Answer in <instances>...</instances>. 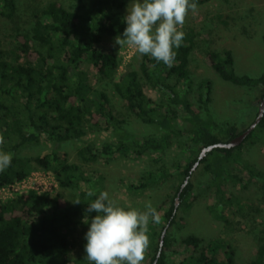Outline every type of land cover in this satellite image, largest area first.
<instances>
[{"label": "trees", "instance_id": "obj_1", "mask_svg": "<svg viewBox=\"0 0 264 264\" xmlns=\"http://www.w3.org/2000/svg\"><path fill=\"white\" fill-rule=\"evenodd\" d=\"M128 1L68 0L65 6L60 0H50L32 15L28 31L12 30L11 47L4 50L0 42V136L4 140L0 150L13 154L11 165L0 172V186L39 170L52 174L57 183L51 193L29 191L0 200V264H89L85 240L79 241L81 255L71 258L70 253L75 247L77 226L85 224V216L95 215L86 211L87 204L95 198L87 195L94 190L95 181L68 161L66 154L59 155L70 141L80 144L77 155L85 163L127 158L130 154L135 159L147 156L154 168L142 175L138 185L122 181L128 190L148 189L165 178L178 182L170 186L173 193L168 192L155 207L161 222L148 226L150 243L143 254L144 264H234L233 248L222 239L205 241L188 234L176 248L167 229L180 225L177 212L185 213L193 203L194 186L189 178L196 162L208 175L207 194L212 200L208 209L215 219L227 223L226 210L235 204L238 211L243 210L240 198L228 188L230 184L242 190L257 186L264 200V170L242 155L243 147L264 141V114L241 144L216 147L198 158L203 148L228 143L253 123L264 96V74H237L231 50L204 52V63L222 81L260 92L252 112H247V125L240 130L235 126L224 128L210 115L211 82L206 80L197 92L190 76V54L197 46L193 30L185 32L183 46L170 68L140 54L136 69L128 64L119 71L120 59L101 50L105 35L122 33ZM209 1L196 0L197 7ZM16 6L17 0H0V22H11ZM217 18L221 20V15ZM83 63L92 67L96 83L112 84L125 111L156 134L133 137L123 126L124 121L113 114L104 92L88 83L81 71ZM145 87L155 90L158 98L149 97ZM91 92L94 95L90 96ZM86 129H105L110 138L96 146L87 141ZM40 139L49 144V153L20 155L22 149L39 144ZM173 139L178 140L183 156L165 165L161 161ZM80 184H87L89 190L79 191ZM69 188H78L79 204L71 201L70 205L61 194V189ZM176 255H182L178 262L174 260ZM246 264H264V236Z\"/></svg>", "mask_w": 264, "mask_h": 264}, {"label": "rangeland", "instance_id": "obj_2", "mask_svg": "<svg viewBox=\"0 0 264 264\" xmlns=\"http://www.w3.org/2000/svg\"><path fill=\"white\" fill-rule=\"evenodd\" d=\"M49 1L17 0L16 14L13 20L7 24L0 22L2 49L7 50L13 45L14 32L12 30L18 28L22 32L28 31L33 22L32 15ZM60 1L65 6L68 5V0ZM131 3L132 0H129L125 6V15L126 8L130 7ZM217 15H221V20H218ZM182 30L195 32L197 46L190 54V76L196 91L206 80L211 82V102L208 106L211 117L218 124H222L224 128L235 126L238 130L242 129L247 125V112H252L253 101L260 92L256 89L247 91L245 88H239L222 81L204 63V52L208 49L217 52L225 49L231 50L237 74L249 76L264 74V0H210L207 4L188 12ZM115 37L105 35L100 44L101 50L114 53L120 59L119 71L128 64L132 69H136L140 54L132 52L131 46L116 45ZM81 71L86 74L90 85L104 92L113 114L124 121L123 126L133 137L142 138L156 134V131L150 126L143 124L125 111L112 84L94 81L95 74L89 64H81ZM144 90L149 97L158 98V93L155 90L148 87H145ZM92 95H94L93 92L90 93V96ZM102 124L107 123L102 121ZM86 132L87 141L93 142L96 146L102 145L110 138V133L105 129H86ZM172 141L161 161L165 165L173 164L183 156L178 140L173 139ZM79 145L76 141L67 142L63 145V150L59 152V155L66 154L68 161L76 163L81 170L88 173L90 179L95 181L93 189L97 190V195L99 191H108L110 196L121 205L143 210L145 203L151 202L155 208L168 192L173 193L170 186L173 183H175L174 186L178 184L173 179L165 178L148 189L138 192L128 190L121 183L122 181L126 180L131 185H138L142 175L147 170L154 168L147 156L135 159L130 154L127 158L119 156L116 159L85 163L77 155ZM48 146L43 139H40L39 144L22 149L20 155L23 157L43 155L50 152ZM242 155L251 164L264 170V141L243 147ZM189 179L194 186L193 203L185 213L181 210L177 212L180 225L167 226V230L175 239L174 247L178 248L179 241L188 234H194L205 241L222 239L233 248L234 264H246L254 257L260 238L264 236V200L258 187L251 186L247 190H242L237 184L228 185V188L240 198L243 210L238 211L236 204L233 209L226 210L227 223H225L212 217L209 212L208 205L212 200L208 198L207 194L208 175L202 167L196 165ZM80 190L88 191L89 186L80 184ZM60 192L70 205H73L71 203L73 198H78V188L61 189ZM0 200H2L1 195ZM175 204L176 207L179 206L178 198H175ZM86 230L87 224L77 226L74 234L75 247L70 253L71 258H76L83 253L79 247V241L84 240ZM181 258L182 255H176L174 260L178 262ZM142 264H144L143 260Z\"/></svg>", "mask_w": 264, "mask_h": 264}, {"label": "clouds", "instance_id": "obj_3", "mask_svg": "<svg viewBox=\"0 0 264 264\" xmlns=\"http://www.w3.org/2000/svg\"><path fill=\"white\" fill-rule=\"evenodd\" d=\"M197 7L196 0H132L126 8L125 27L115 37V44L128 45L135 52L172 67L177 50L183 46L185 17ZM4 142L0 136V144ZM13 154L0 150V172L12 163ZM95 197L87 205V224L84 234V252L89 264H142L148 248L149 224H159L161 217L151 202L144 209L124 206L113 199L108 191L90 190ZM80 203L79 199L72 200Z\"/></svg>", "mask_w": 264, "mask_h": 264}, {"label": "built area", "instance_id": "obj_4", "mask_svg": "<svg viewBox=\"0 0 264 264\" xmlns=\"http://www.w3.org/2000/svg\"><path fill=\"white\" fill-rule=\"evenodd\" d=\"M134 52V48L132 49ZM57 188V183L52 174L44 171H31L26 177L14 181L10 184L0 186L2 199L10 198L14 195L25 194L35 191L38 194L51 193Z\"/></svg>", "mask_w": 264, "mask_h": 264}, {"label": "water", "instance_id": "obj_5", "mask_svg": "<svg viewBox=\"0 0 264 264\" xmlns=\"http://www.w3.org/2000/svg\"><path fill=\"white\" fill-rule=\"evenodd\" d=\"M264 114V96L259 104V108H258V112H257V116L255 118V120L253 121L252 124H250V126L244 130L242 133H240L239 135H237L236 137L232 138L228 143H217V144H213L210 146H207L205 148H203L198 156L199 159H201L206 152L216 148V147H223V148H231V147H235L238 146L239 144L242 143V141L244 140V138L250 133V131L257 125V123L262 119V116ZM198 163L196 162L193 166V168L197 165ZM187 182V179L184 181L183 185ZM165 234V229L162 231L161 236H160V241H159V250H158V254L160 253V248L162 246V242H163V237ZM155 264V263H153Z\"/></svg>", "mask_w": 264, "mask_h": 264}]
</instances>
